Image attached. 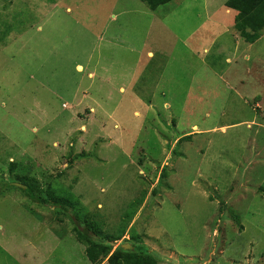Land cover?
Returning <instances> with one entry per match:
<instances>
[{
  "label": "rangeland",
  "instance_id": "374dc122",
  "mask_svg": "<svg viewBox=\"0 0 264 264\" xmlns=\"http://www.w3.org/2000/svg\"><path fill=\"white\" fill-rule=\"evenodd\" d=\"M226 1L0 0V264H92L85 217L160 264H264V31Z\"/></svg>",
  "mask_w": 264,
  "mask_h": 264
},
{
  "label": "trees",
  "instance_id": "16d2710c",
  "mask_svg": "<svg viewBox=\"0 0 264 264\" xmlns=\"http://www.w3.org/2000/svg\"><path fill=\"white\" fill-rule=\"evenodd\" d=\"M151 10H157L160 6L165 5L172 0H143ZM226 7L235 11V28L249 43L256 42L264 31V0H227ZM189 137L184 136L182 139ZM17 164L11 162L10 171L14 172ZM22 171V170H21ZM26 173V170H23ZM21 172H19L20 174ZM26 178L20 181L26 186L22 189L25 194L34 202L48 207L60 209L64 213H74V204L70 199L60 197L56 190L48 189L46 196H36L33 191L32 183L26 182ZM15 184L11 183L8 186ZM74 215V214H73ZM77 224L80 222L81 216H75ZM84 225L82 229L74 228L77 240L85 246V253L88 260L92 264H103L107 261L108 264H160V258L151 252L145 243L130 242L125 240L123 243L131 244V249H124L123 243L115 246L118 241L125 237L124 229L118 235L105 234L98 225L93 221L88 220V217L83 218ZM116 247V248H113Z\"/></svg>",
  "mask_w": 264,
  "mask_h": 264
},
{
  "label": "water",
  "instance_id": "95a60500",
  "mask_svg": "<svg viewBox=\"0 0 264 264\" xmlns=\"http://www.w3.org/2000/svg\"><path fill=\"white\" fill-rule=\"evenodd\" d=\"M15 185L19 186V187H22V188H26V186H24L23 184H20V183H15ZM124 249L128 250V249H131L132 246L130 244H123L122 245Z\"/></svg>",
  "mask_w": 264,
  "mask_h": 264
},
{
  "label": "crops",
  "instance_id": "0c3cea01",
  "mask_svg": "<svg viewBox=\"0 0 264 264\" xmlns=\"http://www.w3.org/2000/svg\"><path fill=\"white\" fill-rule=\"evenodd\" d=\"M150 54H151V53H150ZM92 76H93V74H92ZM194 128H197V126L195 125Z\"/></svg>",
  "mask_w": 264,
  "mask_h": 264
}]
</instances>
